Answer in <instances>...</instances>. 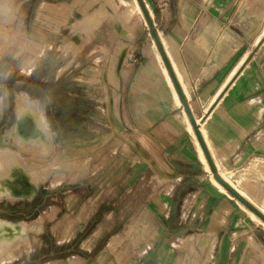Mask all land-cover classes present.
<instances>
[{
	"label": "crops",
	"instance_id": "obj_1",
	"mask_svg": "<svg viewBox=\"0 0 264 264\" xmlns=\"http://www.w3.org/2000/svg\"><path fill=\"white\" fill-rule=\"evenodd\" d=\"M125 1L40 4L71 5L55 17L52 33L74 31L78 22L94 52L127 45L122 123L135 154L132 171L161 174L149 181L160 190L148 203L161 224L157 248L174 233L193 232L189 237L211 238L213 264H264V220L215 177L216 171L264 214V0H146L180 92L152 28L150 40L141 26L126 28L117 17ZM75 12L83 17L71 21Z\"/></svg>",
	"mask_w": 264,
	"mask_h": 264
},
{
	"label": "rangeland",
	"instance_id": "obj_2",
	"mask_svg": "<svg viewBox=\"0 0 264 264\" xmlns=\"http://www.w3.org/2000/svg\"><path fill=\"white\" fill-rule=\"evenodd\" d=\"M130 1L117 6V17L126 28L141 26L152 40L138 1ZM40 3L0 0V151H15L42 168L32 199H0L2 219L42 225L40 232H30L31 246L30 240L19 243L11 250L14 257L1 263L213 264L211 238L189 237L193 232L174 233L157 248L161 224L148 203L160 190L149 181L161 174L132 171L135 154L122 123L127 45L119 41L94 52L97 47L84 43L88 30L78 22L71 24L74 31L52 33L55 17L71 5L42 9ZM132 6L134 14L126 19ZM70 14L71 9L57 26L67 24ZM82 17L75 12L71 21ZM23 93L45 112L54 143L47 157L14 142Z\"/></svg>",
	"mask_w": 264,
	"mask_h": 264
},
{
	"label": "bare ground",
	"instance_id": "obj_3",
	"mask_svg": "<svg viewBox=\"0 0 264 264\" xmlns=\"http://www.w3.org/2000/svg\"><path fill=\"white\" fill-rule=\"evenodd\" d=\"M132 14L133 6L123 16L128 19ZM16 110L19 122L13 128L14 142L25 150L47 157L54 143L45 112L25 93L19 95ZM14 152L10 149L0 151V199H32L38 191L42 168L39 162L22 159ZM41 230L40 221L15 223L0 218V263L14 257L11 250L19 243L29 242L31 231Z\"/></svg>",
	"mask_w": 264,
	"mask_h": 264
},
{
	"label": "water",
	"instance_id": "obj_4",
	"mask_svg": "<svg viewBox=\"0 0 264 264\" xmlns=\"http://www.w3.org/2000/svg\"><path fill=\"white\" fill-rule=\"evenodd\" d=\"M137 1L139 2L140 6L142 8V11H143V13L145 15V18H146L147 22L149 23V25L152 28L153 35H154V38H155V42H156L157 46L159 47V50H160V52H161V54L163 56V59H164V61L166 63V66H167V68H168V70H169V72L171 74L173 82H174L177 90L180 92L179 85H178V83H177V81L175 79V76L173 74L172 67L169 64V62H168V60H167V58L165 56V51H164V49L162 47V44H161V42L159 40V36H158L157 32L155 31V29L153 28V21H152L151 15L149 14V11L147 10V6H146L144 0H137ZM188 114L190 116V119L192 120V123H193V125L195 127V130L198 133V137L200 138V142H201L202 146L204 147V149L206 151V148H205V145H204V143L202 141V138H201V136H200V134L198 132L197 127L195 126V122H194L193 116H192V114H191V112L189 110H188ZM18 122H19V119L17 118V123ZM212 168L214 170L213 165H212ZM215 177L229 192H231L234 196H236L240 201H242L246 206H248L252 211H254L260 218H262L264 220V214L258 208H256L251 202H249L243 195H241L231 184H229L218 173H216V171H215Z\"/></svg>",
	"mask_w": 264,
	"mask_h": 264
}]
</instances>
